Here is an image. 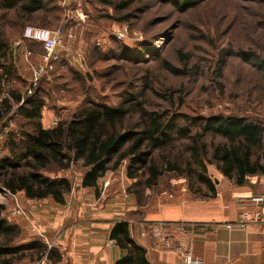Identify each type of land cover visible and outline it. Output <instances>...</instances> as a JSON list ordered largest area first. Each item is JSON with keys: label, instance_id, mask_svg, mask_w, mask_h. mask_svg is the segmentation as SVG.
Segmentation results:
<instances>
[{"label": "rangeland", "instance_id": "obj_1", "mask_svg": "<svg viewBox=\"0 0 264 264\" xmlns=\"http://www.w3.org/2000/svg\"><path fill=\"white\" fill-rule=\"evenodd\" d=\"M118 1L52 0L51 5L61 9L62 20L49 27L58 34L56 66L38 81L44 88L43 126L52 127L69 118L86 101L117 106L126 93L138 91V101L147 110L204 116L234 113L264 123V71L239 54L251 51L264 58V0H199L185 11L171 1L128 0L124 12L128 20L124 22L118 20L121 13L114 7ZM117 30L124 31L120 39L116 37ZM21 36L11 41L12 60L16 75L28 83L30 65L42 51L39 42L30 46L28 41H21ZM96 39L100 40L99 45ZM17 41L32 47V55L25 57L15 45ZM143 44L154 46L156 55L144 53L138 62L132 61L128 54ZM221 56L225 65L219 76ZM164 63L182 73L170 72ZM5 89L9 91L10 84ZM133 103H125L131 110L124 126L137 120ZM14 109L15 106L0 119V147L7 133L18 134L21 130L23 120ZM205 139L209 143L218 140L210 135ZM185 143L181 140L177 145L182 149ZM126 164L123 160L116 169L108 170L98 180L96 191L80 190V198L75 192L67 194L62 205L50 199L28 200L23 194L1 192L0 217L18 224L20 233L11 241L0 236V246L15 247L41 239L59 250V264H69L67 233L88 220L90 211L99 210L105 198L104 178L111 176V183L123 187L125 194L133 193L134 180L125 177ZM79 165L58 171L54 168L52 173L67 176L73 188L79 190ZM208 171L217 180L223 178L212 165ZM170 179L167 175L162 180ZM89 194L91 201H82ZM38 259L27 250L9 258L10 264Z\"/></svg>", "mask_w": 264, "mask_h": 264}, {"label": "trees", "instance_id": "obj_2", "mask_svg": "<svg viewBox=\"0 0 264 264\" xmlns=\"http://www.w3.org/2000/svg\"><path fill=\"white\" fill-rule=\"evenodd\" d=\"M161 1L174 2L180 11L199 2ZM51 3L52 0H0V78L11 86L9 96L0 104V119L15 106L14 113L23 120L19 133H7L0 147V192H23L28 199H50L62 205L73 185L67 176L53 174L52 169L64 170L80 164L81 187L96 191L98 180L123 160L127 161L126 176L134 180L131 187L139 202L147 188L166 189L170 182L162 179L167 175L183 177L193 194L214 196L217 178L208 171L211 165L237 186L247 185L250 176H264V123L234 113L204 116L147 110L138 101L139 91L126 93L124 102L117 106L86 101L69 118L44 127V88L38 83L26 94L29 84L16 75L11 41L21 36L26 25L49 28L59 24L61 9ZM128 5V0H120L114 6L121 13L118 19L121 22L128 20L124 13ZM9 13L11 16H7ZM36 43L28 41L30 46ZM156 52L154 46L143 44L128 56L138 62L144 53L156 55ZM239 54L264 71V58L251 51ZM224 65L221 56L219 76ZM164 66L174 74L182 73L167 63ZM131 101L135 102L132 106L138 117L124 126L131 110L125 103ZM207 135L218 140L209 143ZM181 140L186 141L182 149L177 145ZM19 233L18 224L0 217V236L11 241ZM108 237L121 250L114 264H149L145 249L130 236L127 221H113ZM23 250L39 258L46 254L52 263L61 260L57 248L34 238L15 247L0 246V264H10L9 258Z\"/></svg>", "mask_w": 264, "mask_h": 264}, {"label": "crops", "instance_id": "obj_3", "mask_svg": "<svg viewBox=\"0 0 264 264\" xmlns=\"http://www.w3.org/2000/svg\"><path fill=\"white\" fill-rule=\"evenodd\" d=\"M24 46L19 45L18 50L24 51ZM104 180L105 198L99 210L90 211L88 220L67 233L69 264H114L121 255L108 237L115 220L128 222L130 236L145 249L149 264H185L182 251L186 249L201 264H264V223L227 227L236 223L240 213L264 207V202L251 200L264 197L263 175L250 176L243 186L221 177L211 197L190 192L183 177L171 178L166 189L154 192L147 188L141 202L132 192L125 194L123 187L111 183V176ZM90 189L72 187L70 193L75 192L80 198V190ZM90 197L89 194L82 201L90 202ZM40 217L43 219L44 215ZM164 239L170 241V246L163 245Z\"/></svg>", "mask_w": 264, "mask_h": 264}, {"label": "built area", "instance_id": "obj_4", "mask_svg": "<svg viewBox=\"0 0 264 264\" xmlns=\"http://www.w3.org/2000/svg\"><path fill=\"white\" fill-rule=\"evenodd\" d=\"M84 17L86 15H83ZM37 30L44 31L48 33L47 39L37 38ZM124 35L123 30L116 31V37L118 39L122 38ZM21 41H36L39 42L42 48V52L39 55L38 60L35 63H31V75L28 78L29 87L26 90V94H30L32 89L38 84L39 79L46 73L50 72L54 68V64L58 59V53L56 52V47L58 45V34L56 31H53L46 27L26 25L23 28ZM21 41H17L15 45H22ZM96 44H100V40L96 39ZM33 50L31 47L24 46V56L32 55ZM5 86L7 85L0 78V104L1 102L9 96L8 91H6ZM3 133V132H2ZM4 134V133H3ZM107 183H105L106 185ZM8 192V191H7ZM1 194V192H0ZM13 196L14 194L11 193ZM252 201L262 203L264 202L263 196H256L251 198ZM23 211V210H22ZM250 222H263L264 223V207L261 206L253 212L244 211L239 214L238 220L235 224H228L227 227H232L234 225L241 228H245ZM163 245L168 247L170 246V241L168 239L163 240ZM182 258L185 264H201V261L194 258L192 253L189 250L182 251ZM27 264H56L48 260L46 254L36 261L29 262Z\"/></svg>", "mask_w": 264, "mask_h": 264}, {"label": "clouds", "instance_id": "obj_5", "mask_svg": "<svg viewBox=\"0 0 264 264\" xmlns=\"http://www.w3.org/2000/svg\"><path fill=\"white\" fill-rule=\"evenodd\" d=\"M36 36H37V38L47 39L48 33L44 32V31L37 30Z\"/></svg>", "mask_w": 264, "mask_h": 264}, {"label": "water", "instance_id": "obj_6", "mask_svg": "<svg viewBox=\"0 0 264 264\" xmlns=\"http://www.w3.org/2000/svg\"><path fill=\"white\" fill-rule=\"evenodd\" d=\"M215 181H216V183H218V180L217 179Z\"/></svg>", "mask_w": 264, "mask_h": 264}]
</instances>
